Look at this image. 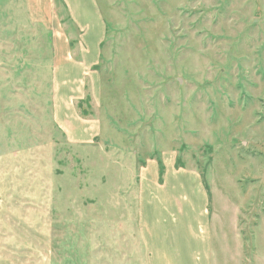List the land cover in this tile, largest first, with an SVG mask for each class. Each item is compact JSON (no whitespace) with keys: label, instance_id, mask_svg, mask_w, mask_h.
I'll use <instances>...</instances> for the list:
<instances>
[{"label":"rangeland","instance_id":"rangeland-1","mask_svg":"<svg viewBox=\"0 0 264 264\" xmlns=\"http://www.w3.org/2000/svg\"><path fill=\"white\" fill-rule=\"evenodd\" d=\"M97 2L101 96L72 109L101 134L70 144L49 32L0 0V264H264V0Z\"/></svg>","mask_w":264,"mask_h":264},{"label":"crops","instance_id":"crops-1","mask_svg":"<svg viewBox=\"0 0 264 264\" xmlns=\"http://www.w3.org/2000/svg\"><path fill=\"white\" fill-rule=\"evenodd\" d=\"M61 1L76 34V43L72 42L69 32L67 33L62 27L55 13L54 0H27V14L31 24L43 27L50 35L53 122L70 144L87 143L101 134V124L99 121H86L77 117L72 109V101L83 98L86 81L90 84V91L95 101L101 96L100 74L96 69L103 61L102 48L107 38L105 21L97 0ZM38 2L40 7L43 5L46 8L47 5L46 13L35 12ZM156 166L152 188H164L170 178L187 177L192 180L196 194L202 201V216L205 217L208 226L207 195L204 191L197 190L195 186L197 178L183 171L173 174V168L169 165L164 182L160 185ZM152 167V163L147 165L141 173L139 203L144 192L148 191L144 179L147 178V170ZM200 238L206 241L205 234Z\"/></svg>","mask_w":264,"mask_h":264}]
</instances>
